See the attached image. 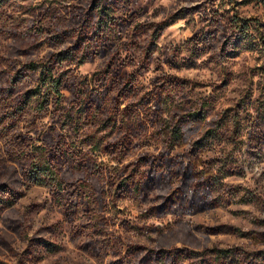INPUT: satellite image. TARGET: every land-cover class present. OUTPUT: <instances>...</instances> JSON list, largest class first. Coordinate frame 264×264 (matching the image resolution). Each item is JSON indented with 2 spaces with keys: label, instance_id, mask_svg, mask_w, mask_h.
Listing matches in <instances>:
<instances>
[{
  "label": "rangeland",
  "instance_id": "obj_1",
  "mask_svg": "<svg viewBox=\"0 0 264 264\" xmlns=\"http://www.w3.org/2000/svg\"><path fill=\"white\" fill-rule=\"evenodd\" d=\"M41 12L50 14L43 33H0V118L12 128L0 127V182L21 194L0 208V264H149L143 258L158 248L164 256L152 264H264V0H8L0 28L39 26ZM64 48L71 59L55 69L60 104L36 114L40 74L27 63ZM146 92L188 135L209 124L186 113L208 108L209 122L222 115L227 126L238 114L244 132L211 147L176 141L137 105ZM18 132L60 146L64 168L85 172L84 208L21 176L26 163L12 154ZM146 154L149 165L138 167ZM228 154L235 163L224 186L206 193L223 168L213 158ZM132 173L148 182L162 174L170 191L184 176L186 202L211 205L155 214L159 196L122 193Z\"/></svg>",
  "mask_w": 264,
  "mask_h": 264
},
{
  "label": "trees",
  "instance_id": "obj_2",
  "mask_svg": "<svg viewBox=\"0 0 264 264\" xmlns=\"http://www.w3.org/2000/svg\"><path fill=\"white\" fill-rule=\"evenodd\" d=\"M7 1L8 0H0V7L3 6L4 3H6ZM22 1L26 0H21V2ZM49 18L50 14H45L44 12H41L37 17V22L39 23V26L36 23V25L26 26L21 31L17 28L15 30L11 28L10 31L5 33L3 32V29L0 28V33H3L4 35L9 34L14 39L24 40L26 37L29 36V33H36L37 35L43 33V30L47 27ZM131 20L132 19L126 20L122 24L126 26ZM48 37L47 40L49 44L54 45L52 41L54 42V39L56 37L54 35ZM86 57L87 56H82V58L78 61V65L84 63L87 60ZM68 59H71L68 54V49L64 48L60 49L57 52H50L49 56L47 57L36 61H30L29 63H27L29 64V66H27L28 69H37V72H39L40 74V82L34 92L36 100L33 101L32 108V110H34L36 114L43 113L47 109V107L51 105L54 99L57 100V104H60L63 95L61 85L62 82L61 78L56 75L55 69L59 62L66 61ZM13 79H15V77ZM153 101L154 103L152 105ZM155 102L156 100L153 94L150 92H146L141 96L137 105L141 106L143 109L147 110L150 113V116L152 117V122L160 127L162 135L166 133V136H171L172 138L174 137L176 141H180L183 139L182 137H184L185 140L189 141V144H196L199 146L201 145L202 147H211L214 143L220 142L221 139H229L228 142H231L232 144L237 143L236 140H238V137H241L244 132V130L240 127L238 114L237 116L233 115L236 124L233 122L231 117H227V121L229 120V126L230 128H232V134L228 138L224 133L227 127H229L225 122L226 117H223L222 115L217 116L214 120L211 119V121L209 122L210 119L208 120V117L209 111L211 109L208 108L209 111L206 112H202V110H189L186 113L185 118H187L189 122L191 119L193 120L201 118L209 124V126L206 128V130H204L203 133H194L188 135L185 129L183 128L184 126L174 124L169 118V113L165 111L161 106L156 105ZM209 103L210 102L206 101L205 105H209ZM259 117L261 116H257L256 119ZM5 121L6 118H0V127L2 129H10L8 132H12V128L7 126ZM231 123L232 125L234 124L233 127L231 126ZM187 135L189 138L187 137ZM15 138L17 139L18 149H16L15 151L13 150L12 154L16 157H19L21 161L26 163L25 168L20 171L21 176L25 174L26 179L32 184L42 185L46 187L50 194L54 195L55 197H60V202L62 201L64 204L67 205V207H72L74 209L79 207L84 208L86 201H88L90 197V188L88 186L89 183L87 181V178L84 176L85 172L64 168L63 158L65 154H67V152H65V150H63L60 146L47 147L44 146L45 144L37 146V138L32 135L28 136L27 134H24V132H18V134L15 135ZM203 141H206L205 144L203 143ZM260 145L264 146V138L262 139ZM35 149L40 150V152L39 154H37V158L35 159L34 164H32V169L31 167L28 169L26 168L28 166L27 162L30 158L34 157ZM151 157L152 155L149 154L141 156L137 159L136 164L138 165V167L147 166L149 165L148 158ZM213 161L216 164L221 165V167L224 168V171L223 168L220 170L218 169V171L213 176L214 182L211 180V177L209 178L207 187L208 191H206V193L208 194L218 192L219 190L216 191L217 188L215 187L220 188L221 186H224V184L222 183L223 178L229 175V165H234L235 158L232 159L228 154L225 158L222 155L216 156L215 158H213ZM222 172H224L226 175H223ZM160 175H154L153 177L151 176L150 178L152 180L148 182L146 180L136 179L135 174L132 173L130 174V176L125 178V181L120 186V189L122 193L125 194V196H134L140 198L143 197V199H150V201L152 199H155L153 197L150 198V195L155 194L159 196V198L163 201L160 203L159 206L156 207V210L154 212L152 211L153 213H155L156 211L162 213L178 211V208L181 209L185 206L186 203H188L186 202L187 199L184 194V191H182L184 185L186 184L184 176L183 178H181L182 180L180 182V185L170 191L169 188H166L167 186L163 183V177ZM181 175H186V173L182 172ZM17 195L21 194L19 193L17 188H12L11 183L6 181L0 182L1 209L7 207V204L15 202ZM211 199L213 204V202L217 201V199H220V196L215 194V196H213ZM210 205L211 204L206 205L203 202L190 200V203H188L187 207H193L192 209L194 210H202L204 208L210 207ZM185 213H191V208L188 209V211ZM158 229L161 230L162 228ZM53 249L54 250L52 251H55V248ZM176 250L180 252V248ZM163 253L164 251L159 248L152 249L150 253L148 252L146 257L143 258L142 262L145 263L148 261L147 263L152 264L153 261H160V258L164 256Z\"/></svg>",
  "mask_w": 264,
  "mask_h": 264
}]
</instances>
